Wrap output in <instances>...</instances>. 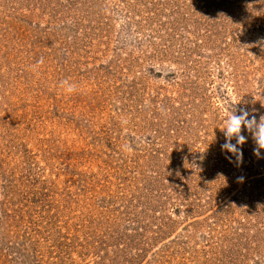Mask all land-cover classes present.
I'll return each instance as SVG.
<instances>
[{"label":"rangeland","instance_id":"374dc122","mask_svg":"<svg viewBox=\"0 0 264 264\" xmlns=\"http://www.w3.org/2000/svg\"><path fill=\"white\" fill-rule=\"evenodd\" d=\"M241 109L264 0H0V264H264Z\"/></svg>","mask_w":264,"mask_h":264},{"label":"clouds","instance_id":"9594fccd","mask_svg":"<svg viewBox=\"0 0 264 264\" xmlns=\"http://www.w3.org/2000/svg\"><path fill=\"white\" fill-rule=\"evenodd\" d=\"M69 91H72L70 88ZM242 128L246 129L252 136L256 144L254 155L260 157V150L264 149V115L260 116L257 121L255 116H251L246 110L241 109L240 114L236 111L225 119L224 129L222 130L225 136V143L221 145L224 152L231 153V156H226L232 162L235 158L236 165L239 167L243 162V153L241 147L247 142V137L242 135ZM235 140V143L232 141ZM243 177L238 178V182H243Z\"/></svg>","mask_w":264,"mask_h":264}]
</instances>
